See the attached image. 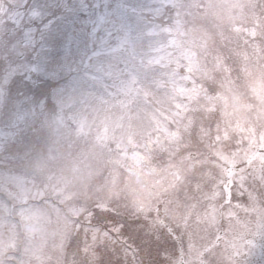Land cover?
Here are the masks:
<instances>
[{
    "label": "rangeland",
    "instance_id": "obj_1",
    "mask_svg": "<svg viewBox=\"0 0 264 264\" xmlns=\"http://www.w3.org/2000/svg\"><path fill=\"white\" fill-rule=\"evenodd\" d=\"M88 142L90 211L45 224L17 153ZM255 237L264 0H0V264H247Z\"/></svg>",
    "mask_w": 264,
    "mask_h": 264
},
{
    "label": "clouds",
    "instance_id": "obj_2",
    "mask_svg": "<svg viewBox=\"0 0 264 264\" xmlns=\"http://www.w3.org/2000/svg\"><path fill=\"white\" fill-rule=\"evenodd\" d=\"M49 70L59 72L60 78L56 81L54 92L41 102L44 110L38 114V121L40 117L53 115L54 110L48 107V102L60 88L65 87L66 75L61 66L53 64ZM92 148L91 142L77 144L71 151L66 149L64 154L55 159H47L45 149L36 145L26 146L22 152L17 153L16 167L31 177L33 191L38 198V203L30 205V208L39 213L45 224H55L57 229H70L77 225V212L90 211L89 200L83 198L81 193L84 188L82 177L95 163L84 158ZM41 159L47 160L46 166L37 165ZM68 192H72L76 199H67Z\"/></svg>",
    "mask_w": 264,
    "mask_h": 264
},
{
    "label": "trees",
    "instance_id": "obj_3",
    "mask_svg": "<svg viewBox=\"0 0 264 264\" xmlns=\"http://www.w3.org/2000/svg\"><path fill=\"white\" fill-rule=\"evenodd\" d=\"M210 24V23H209ZM212 25V27L209 29V31L210 30H212V33H213V35L214 36H218V38L221 36V34H225V33H227V31L226 30H224L223 28H220V26L222 25V27L224 26V24H223V19L221 20V21H219L218 23H211ZM219 29V30H218ZM208 31V32H209ZM207 32V33H208ZM257 252L258 253H264V241L262 242H259V243H257ZM252 262H254V259L252 258ZM251 262V263H252ZM251 263H249V264H251Z\"/></svg>",
    "mask_w": 264,
    "mask_h": 264
},
{
    "label": "snow or ice",
    "instance_id": "obj_4",
    "mask_svg": "<svg viewBox=\"0 0 264 264\" xmlns=\"http://www.w3.org/2000/svg\"><path fill=\"white\" fill-rule=\"evenodd\" d=\"M120 227H123V225H121Z\"/></svg>",
    "mask_w": 264,
    "mask_h": 264
}]
</instances>
